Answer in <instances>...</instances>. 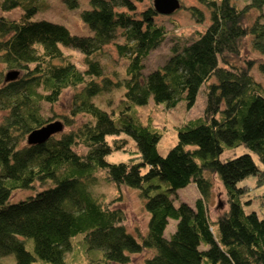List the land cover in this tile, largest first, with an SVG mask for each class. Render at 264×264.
<instances>
[{
  "label": "trees",
  "instance_id": "16d2710c",
  "mask_svg": "<svg viewBox=\"0 0 264 264\" xmlns=\"http://www.w3.org/2000/svg\"><path fill=\"white\" fill-rule=\"evenodd\" d=\"M67 1L70 7L78 4ZM138 1L88 0L80 17L90 32L79 35L61 23L31 19L34 4L18 18L0 15V61L21 71L11 80L0 71V258L13 254L12 264H30L35 257L68 264L66 253L79 242L83 264H129L131 254L143 251L145 264H264V214L244 210L245 190L237 184L249 174L264 182V85L251 73L256 61L264 74V0H198L208 14L204 28L184 39L171 34L168 57L147 72L143 60L168 37V29L156 22L153 6L136 13ZM18 3L0 5L9 9ZM187 9L196 22L204 20L199 7ZM116 35L122 39L116 50L127 60L120 81L92 57ZM246 37L257 57L236 61L232 57L240 55ZM61 46L83 54L84 68L67 60ZM203 83L202 113L178 126L176 142L159 154L160 130L135 120L129 109L149 98L165 107L184 98L190 106ZM65 88L74 91L69 115L62 117L73 127L28 144L29 131L51 119L43 115V103L51 106ZM111 88L123 92L118 121L113 110L93 99ZM77 114L89 119L74 125ZM120 134L133 140L137 161L106 158L126 142L115 137L108 143L106 136ZM240 144L257 156L261 168L249 152L219 158L225 147ZM77 145L85 151L78 152ZM97 171L117 187L138 189L149 214L144 234L137 238L128 232L122 209L94 194ZM207 172L218 177L227 198V208L214 219L207 210L212 188ZM190 181L198 190L194 206L175 205L169 193ZM34 183L41 188L9 201L13 191ZM169 219L175 223L166 235Z\"/></svg>",
  "mask_w": 264,
  "mask_h": 264
},
{
  "label": "rangeland",
  "instance_id": "374dc122",
  "mask_svg": "<svg viewBox=\"0 0 264 264\" xmlns=\"http://www.w3.org/2000/svg\"><path fill=\"white\" fill-rule=\"evenodd\" d=\"M0 0V4H1ZM180 6L169 14L158 13L155 16L157 23L163 24L168 29V37L161 42L155 49L144 58V70L145 72L160 66L169 55V47L174 41L171 39V34L175 33V37L184 39L193 35L195 31H200L204 28L208 22V14L206 8L198 2V0H179ZM241 2V0H238ZM28 4H34L36 10L31 15V19H48L57 23L65 25L68 30L76 34H87L90 32L88 26L82 21L80 12L82 9L89 7L88 0H78V4L70 7L67 0H20V3L9 8L4 9L0 5V15L6 18H18L19 15L24 11V7ZM136 13L147 8L149 5L152 6V0H141L135 2ZM195 5L199 7L205 18L202 22H196L194 17L191 15L187 7ZM120 10V9H119ZM264 17V7L262 9ZM252 13L251 16H253ZM119 31V30H118ZM118 31L116 34H118ZM122 41L118 35L111 42L103 45L101 54L92 55L95 59L100 62L104 73L112 77L114 81H120L123 78V72L126 68L127 60L120 56L116 50L115 43ZM63 52L66 55V59L72 61L79 68H84V56L77 49L69 46H61ZM257 54L254 53L250 47L249 38L246 37L243 40L241 52L238 56L232 58L236 61H240L242 58L255 59ZM256 61L253 62L251 73L253 77L264 85V74L257 69ZM11 69L8 68L3 62L0 61V71L4 77L5 73ZM21 74L20 69H16ZM122 83V82H121ZM121 85V84H119ZM112 89V88H111ZM72 88H65L62 90L58 100L51 106L47 103L42 105V113L44 116H50L49 121L59 120L62 122L61 131H68L71 125H65L63 114L68 113L70 106V100L73 93ZM111 92H104L94 96V101L100 105L102 109L107 112L114 111L116 115L113 117L117 120L118 110L123 104V92L122 88L112 89ZM205 104V84L199 86L194 102L188 106L184 98H181L173 107H165L163 103H155L152 98L144 104H134L128 111V114L135 120H139L142 123L151 122L161 132L159 139L156 142V150L159 154L164 155L168 149L176 142L177 127L188 121V119L198 116L202 113ZM69 115V113L67 114ZM1 116V114H0ZM73 122L79 124L81 121L89 119V116L77 114L73 116ZM126 139L122 148L112 150L106 155L109 161H119L129 159L138 160L137 149L134 145L133 140L124 134L118 136H106L108 143H112L113 138ZM75 149L78 152H84V148L77 145ZM242 152H249L255 163L261 168L257 156L250 152L244 145L240 144L235 147H225L220 153L219 158L224 160L228 157L238 155ZM206 176L210 177L212 182V188L210 197L207 200V210L211 219H214L217 214L224 211L227 208V198L224 188L215 174L205 173ZM238 185L244 187L245 193L242 197L244 200L243 208L246 212L254 210L258 216L264 214V182L258 183L256 181V175L249 174L237 182ZM166 183L163 182V187ZM32 188L20 189L12 192L9 201H16L20 198L32 194L35 190L41 188L39 183H34ZM92 191L95 195L99 196L105 203H110L112 207H120L124 213L123 225L126 230L132 233L135 237H139V234L146 232L147 220L149 217L148 212L145 210L143 205V199L138 195V189L131 186L122 185L120 187L115 186L110 181H107L102 171L96 172V183L91 185ZM169 195L175 205L183 201L194 206V201L198 196V190L194 183L190 181L182 187H178L174 192H170ZM175 220L169 219V223L165 229V234L173 230ZM216 229V227H214ZM80 236V235H79ZM78 238H75V241ZM26 248L32 250L31 241L27 239ZM79 242H74L71 251L66 253V260L68 264H83L84 255L82 247ZM148 253L145 251L131 254L129 264H145L144 258ZM0 261L5 264H12L14 261V255L9 254L0 258ZM30 264H51L45 262L37 257ZM106 264H116L113 262Z\"/></svg>",
  "mask_w": 264,
  "mask_h": 264
},
{
  "label": "water",
  "instance_id": "95a60500",
  "mask_svg": "<svg viewBox=\"0 0 264 264\" xmlns=\"http://www.w3.org/2000/svg\"><path fill=\"white\" fill-rule=\"evenodd\" d=\"M153 9L160 14H169L175 11L179 6V0H152ZM19 71L16 69H11L7 71L4 75L5 80L14 79L18 75ZM62 122L59 120L48 121L47 123L33 128L26 135V142L28 144L42 143L49 136L58 132L62 129Z\"/></svg>",
  "mask_w": 264,
  "mask_h": 264
}]
</instances>
